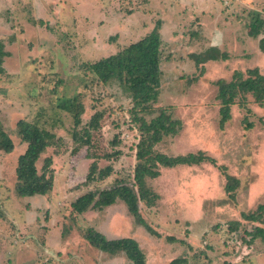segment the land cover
Returning a JSON list of instances; mask_svg holds the SVG:
<instances>
[{
	"label": "rangeland",
	"instance_id": "374dc122",
	"mask_svg": "<svg viewBox=\"0 0 264 264\" xmlns=\"http://www.w3.org/2000/svg\"><path fill=\"white\" fill-rule=\"evenodd\" d=\"M253 11L264 19V0H0V50L8 52L0 73V124L15 145L11 153L0 150V264L127 263L123 254L92 245L98 233L134 238L147 264L177 257L186 264H264V237L251 234L264 228V209L260 220L243 216L264 205V103L249 93L237 97L220 128L216 84L235 71L245 76L248 68L264 74V24L256 37L247 33ZM157 21L160 92L145 119L163 106L180 125L155 150H202L215 163L159 166L157 176L146 178L159 196L154 205L139 206L155 235L120 200L84 213L74 212L70 202L118 180L132 182L140 135L139 122L131 119L132 101L117 83L100 82L85 65L145 36ZM207 47L227 58L196 64L191 53ZM74 96L84 106L78 126L59 106ZM96 110L103 117L83 135L88 142L75 140L74 132L82 133ZM20 118L58 137L37 161L40 172L44 159H52L53 187L45 195L23 197L14 190L16 160L25 148L16 133ZM112 151L118 154L99 158ZM95 157L112 172L84 182ZM225 174L238 181L233 197L225 190Z\"/></svg>",
	"mask_w": 264,
	"mask_h": 264
},
{
	"label": "trees",
	"instance_id": "16d2710c",
	"mask_svg": "<svg viewBox=\"0 0 264 264\" xmlns=\"http://www.w3.org/2000/svg\"><path fill=\"white\" fill-rule=\"evenodd\" d=\"M264 19L256 11L248 23V35L256 37L262 31ZM160 21H157L149 33L140 39L129 43L117 52L104 56L94 62L87 63L86 68L92 72L97 80L102 83L110 81L118 84L132 101L130 112L132 121L139 122V140L135 146L136 163L133 170L132 182L126 183L118 180L110 188L100 190H88L78 195L70 202L71 209L76 213H84L89 209H102L105 206L122 201L129 214L137 224L143 225L152 234L158 232L143 217L139 203L143 202L146 206L154 205L158 198V193L153 190L146 182L147 177H155L159 174V166L172 167L178 164H199L203 161L215 163L213 157L207 155L202 150L188 152L179 155H168L155 150V145L165 136L175 133L180 122L174 120L163 106L157 107L158 114L150 121L145 119V114L154 111L153 104L159 96V86L161 78V58H162V38L160 34ZM261 48L264 49V38L260 39ZM8 52L0 50V73L4 71L2 62ZM196 64L208 60L227 58V54L219 51L216 47H207L199 53H191ZM242 71H235L230 80L218 79L217 99H219V121L218 125L223 128L224 124L230 119V107L235 103L237 97L244 98L245 94H251L258 105L264 103V74L257 67ZM242 103V100L240 101ZM59 106L73 114L74 124H81V115L84 111L83 104L77 96L64 98ZM103 112L96 110L90 116L83 132L73 136L75 140L82 143L88 142L83 139L89 135L91 129H96ZM250 124L247 122V125ZM16 133L20 141L25 144L24 150L18 154L15 165V184L14 190L18 196L45 195L53 187V170L50 167L51 157H46L38 171L37 161L47 147L56 144L58 137L54 132L48 130L24 118L16 121ZM82 134V135H80ZM86 140V141H85ZM115 143V141H113ZM14 142L7 130L0 124V150L11 153L14 150ZM118 151L107 152L99 158L110 159L116 156ZM112 166L110 164L99 167L95 157L89 165L84 182L102 180L110 175ZM225 190L233 197V192L238 185L237 179L229 174H225ZM264 205L260 204L255 211L243 215L249 220H260ZM264 222V221H263ZM252 237L258 235L264 237V228L256 227ZM98 238L92 241V245L99 250L109 254H123L127 258L124 264H147L145 253L138 242L128 236L107 238L103 233L97 234ZM187 259L177 257L167 264H186Z\"/></svg>",
	"mask_w": 264,
	"mask_h": 264
}]
</instances>
